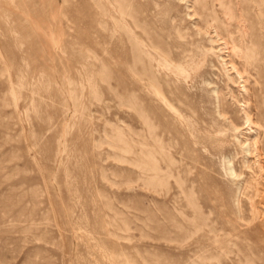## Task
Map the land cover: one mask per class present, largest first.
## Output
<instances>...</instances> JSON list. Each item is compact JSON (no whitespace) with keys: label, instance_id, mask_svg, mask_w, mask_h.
Returning a JSON list of instances; mask_svg holds the SVG:
<instances>
[{"label":"rangeland","instance_id":"obj_1","mask_svg":"<svg viewBox=\"0 0 264 264\" xmlns=\"http://www.w3.org/2000/svg\"><path fill=\"white\" fill-rule=\"evenodd\" d=\"M0 264H264V0H0Z\"/></svg>","mask_w":264,"mask_h":264},{"label":"bare ground","instance_id":"obj_2","mask_svg":"<svg viewBox=\"0 0 264 264\" xmlns=\"http://www.w3.org/2000/svg\"><path fill=\"white\" fill-rule=\"evenodd\" d=\"M223 45H224V44H223ZM236 74H237V73H236ZM236 74H235V75H236ZM238 74H239V73H238ZM239 75H240V74H239ZM240 76H241V75H240ZM239 78H240V77H239ZM242 82H243V81H242ZM248 120H250V119H247V120H246L247 123H250ZM247 123H246V124H247ZM254 143H255V142H254ZM256 144H257V143H256ZM254 146H255V145H254ZM258 150H259V151H262V147H260ZM260 153H261V152H260Z\"/></svg>","mask_w":264,"mask_h":264}]
</instances>
